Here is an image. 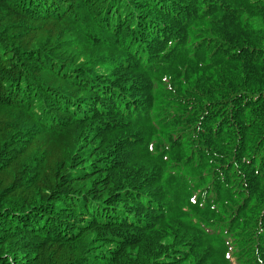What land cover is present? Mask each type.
<instances>
[{
  "label": "trees",
  "instance_id": "1",
  "mask_svg": "<svg viewBox=\"0 0 264 264\" xmlns=\"http://www.w3.org/2000/svg\"><path fill=\"white\" fill-rule=\"evenodd\" d=\"M0 264H264V0H0Z\"/></svg>",
  "mask_w": 264,
  "mask_h": 264
}]
</instances>
